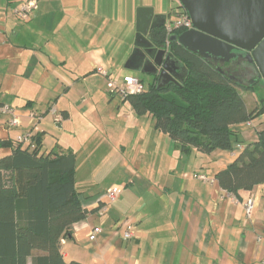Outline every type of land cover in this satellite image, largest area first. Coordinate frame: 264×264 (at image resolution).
Wrapping results in <instances>:
<instances>
[{
  "label": "crops",
  "instance_id": "obj_1",
  "mask_svg": "<svg viewBox=\"0 0 264 264\" xmlns=\"http://www.w3.org/2000/svg\"><path fill=\"white\" fill-rule=\"evenodd\" d=\"M28 1L0 0V101L19 113L15 127L0 117V159L30 132L42 135L46 154L74 153L76 187L88 214L62 241L65 261L260 264L264 183L234 194L216 176L264 128L255 133L248 123L233 125L239 141L231 149L186 153L156 128L151 115H138L121 96L112 99L118 95L109 82L121 83L123 68L145 72L146 62H154L149 54L130 61L139 32L168 53L151 40V26L177 13L179 0H36L22 20L15 11ZM193 173L210 180L188 175ZM121 184V196L104 205L106 190ZM249 199L254 211L248 218ZM126 221L130 239L116 233ZM97 226L102 232L91 240Z\"/></svg>",
  "mask_w": 264,
  "mask_h": 264
},
{
  "label": "trees",
  "instance_id": "obj_2",
  "mask_svg": "<svg viewBox=\"0 0 264 264\" xmlns=\"http://www.w3.org/2000/svg\"><path fill=\"white\" fill-rule=\"evenodd\" d=\"M150 35L179 60L181 79L158 87L156 74L142 93L128 95L125 101L138 115H151L156 128L182 152L231 149L239 141L232 126L264 114V107L250 110L240 91L253 85L239 84L202 55L171 41L165 24ZM15 144L13 154L0 159V264H29L30 259L32 264H81L66 262L62 254V241L88 214L76 187L74 153L42 152L38 133L29 146ZM216 178L234 194L264 183V129Z\"/></svg>",
  "mask_w": 264,
  "mask_h": 264
},
{
  "label": "water",
  "instance_id": "obj_3",
  "mask_svg": "<svg viewBox=\"0 0 264 264\" xmlns=\"http://www.w3.org/2000/svg\"><path fill=\"white\" fill-rule=\"evenodd\" d=\"M179 3L189 14L193 27L180 34H172L171 41L202 55L205 59L214 58L243 66L244 71L248 66L240 64L234 50H246L249 67L254 65L259 71L256 79L264 81V0H179ZM172 14L176 15V10ZM172 14L163 16L160 22L155 20L151 31L164 24ZM157 18L158 16L155 17ZM139 36L136 41L138 47L130 61L149 54L154 62L148 60L144 71L158 75V87L179 82V60L171 52L153 48L142 32H139ZM140 47L145 49L144 52ZM219 70L222 71V68Z\"/></svg>",
  "mask_w": 264,
  "mask_h": 264
},
{
  "label": "built area",
  "instance_id": "obj_4",
  "mask_svg": "<svg viewBox=\"0 0 264 264\" xmlns=\"http://www.w3.org/2000/svg\"><path fill=\"white\" fill-rule=\"evenodd\" d=\"M36 7H37L36 0H30L26 2L22 7H20L19 9L15 11L16 16L22 20H26L29 18L30 14ZM165 26L168 32V36H170L175 31L180 30L183 32L185 30L191 29L193 27V24H192V20L189 14L187 13V11H185L184 8H182V10L178 11L176 15L171 16L170 18L167 19ZM99 72L104 77L109 76L108 72L104 69H99ZM109 87L112 92L117 93L123 99H125L128 95H131V94L142 93L143 90L145 89L143 82L136 76H125L122 83H119L116 81H110ZM0 117L5 118V122L8 126L15 127L19 125V113L17 109L1 101H0ZM248 125L252 126L251 121L248 122ZM32 135L33 134L31 132L20 135L17 138L16 143L22 144L23 146H29L31 144ZM188 175L204 180V181L210 180V178L206 174L193 173V174H188ZM124 187L125 186L122 184L109 187L104 194V198H103L105 200L104 205H106L107 203L116 201L121 196V193L123 192ZM104 210H105V206H101V212ZM253 211H254L253 200L249 199L245 203V209H244L245 215L249 218L253 215ZM101 232H102L101 227L99 226L95 227L93 229V233L90 236V239L94 240L97 234ZM116 233L117 234L121 233L124 238L130 239L132 237L131 223L129 221H126L120 227V229L117 230ZM260 264H264V260Z\"/></svg>",
  "mask_w": 264,
  "mask_h": 264
},
{
  "label": "rangeland",
  "instance_id": "obj_5",
  "mask_svg": "<svg viewBox=\"0 0 264 264\" xmlns=\"http://www.w3.org/2000/svg\"><path fill=\"white\" fill-rule=\"evenodd\" d=\"M173 5H174V9H175L177 7V3H174ZM243 68H245V67L240 66L237 69V71H241V70L244 71ZM126 74L135 75V76L139 77L140 79H142L144 88L148 87L149 84L154 79V76L152 74L145 73V72L140 71V70H127V69L123 68V73H121V76H120L121 78L119 79L121 81V83L123 82V77ZM247 84H245L244 86L245 87L251 86V84L250 85H247ZM252 85H253L252 89H245L243 87V89H241V93L245 97L247 104L250 107V110L257 111L260 108L264 107V81H260L257 84L254 83ZM119 98H120V95L115 96L112 99L119 100ZM259 117H261L259 120L255 121V119H253L252 120L253 122L251 121V123H252L251 127L255 128V130H253V131H255V133L257 132L256 129L264 128V114L260 115Z\"/></svg>",
  "mask_w": 264,
  "mask_h": 264
},
{
  "label": "flooded vegetation",
  "instance_id": "obj_6",
  "mask_svg": "<svg viewBox=\"0 0 264 264\" xmlns=\"http://www.w3.org/2000/svg\"><path fill=\"white\" fill-rule=\"evenodd\" d=\"M182 10V7H180L178 9V11ZM234 52L237 54V59L240 61L241 65H245L248 66V68L246 69V71H237V69L239 68L238 65H233L232 63H226V62H222L218 59H214V58H208V60L213 63L218 69L222 68V71H224L225 73H227L230 76L235 77V81H237L239 84L242 85H252L254 83H258L260 81H262L261 79L258 80L256 78H258L259 76V71L258 69L252 65L249 67L248 64V52L246 50L243 49H235Z\"/></svg>",
  "mask_w": 264,
  "mask_h": 264
}]
</instances>
